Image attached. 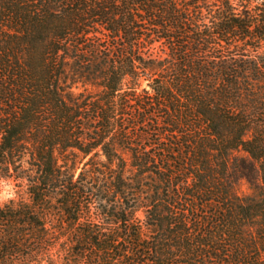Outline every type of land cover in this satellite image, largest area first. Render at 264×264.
I'll use <instances>...</instances> for the list:
<instances>
[{
	"label": "trees",
	"instance_id": "16d2710c",
	"mask_svg": "<svg viewBox=\"0 0 264 264\" xmlns=\"http://www.w3.org/2000/svg\"><path fill=\"white\" fill-rule=\"evenodd\" d=\"M0 180V264H264V0H0Z\"/></svg>",
	"mask_w": 264,
	"mask_h": 264
},
{
	"label": "rangeland",
	"instance_id": "374dc122",
	"mask_svg": "<svg viewBox=\"0 0 264 264\" xmlns=\"http://www.w3.org/2000/svg\"><path fill=\"white\" fill-rule=\"evenodd\" d=\"M11 199H28V195L20 190L15 184L0 180V205L7 203Z\"/></svg>",
	"mask_w": 264,
	"mask_h": 264
},
{
	"label": "water",
	"instance_id": "95a60500",
	"mask_svg": "<svg viewBox=\"0 0 264 264\" xmlns=\"http://www.w3.org/2000/svg\"><path fill=\"white\" fill-rule=\"evenodd\" d=\"M148 88H150V86Z\"/></svg>",
	"mask_w": 264,
	"mask_h": 264
}]
</instances>
